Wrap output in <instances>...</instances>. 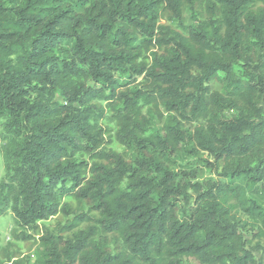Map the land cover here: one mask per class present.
<instances>
[{"label":"trees","instance_id":"obj_1","mask_svg":"<svg viewBox=\"0 0 264 264\" xmlns=\"http://www.w3.org/2000/svg\"><path fill=\"white\" fill-rule=\"evenodd\" d=\"M0 119V215L38 236L31 264H262L243 230L262 241L264 209L232 182H264V0H0ZM187 143L231 182H176Z\"/></svg>","mask_w":264,"mask_h":264},{"label":"rangeland","instance_id":"obj_2","mask_svg":"<svg viewBox=\"0 0 264 264\" xmlns=\"http://www.w3.org/2000/svg\"><path fill=\"white\" fill-rule=\"evenodd\" d=\"M186 23L192 22L190 11L186 12L185 15ZM235 73L240 75L242 68L239 66L235 67ZM220 77L224 74L220 73ZM210 86L213 89H219V83L217 81H211ZM104 104V102H102ZM143 113L149 120V131L158 132L162 134V125L167 114L163 115V118H158L148 106L143 107ZM4 120L0 119V181L5 175V158H4V146L9 139V133L6 131L4 126ZM100 125L113 132L114 125L109 119H101ZM147 133V134H148ZM107 145L119 152H124L129 158H136L137 154L131 150L126 149L122 145L118 144L114 139ZM159 153L157 152L156 155ZM164 164L168 170L174 173L176 182H182L183 184L205 186L208 183L213 182H231L230 179H226L220 174V167L217 166L211 156L206 152L195 150L192 143L183 144L179 150L174 154L165 155L163 158ZM247 178L233 179L232 186H240L243 188L242 202L243 206L250 208L252 206V199L255 200L256 204L264 209V182L258 183L257 188L259 192L254 196L249 193L247 185H245ZM189 193L193 192V188L188 189ZM176 205L182 209H186L185 200H177ZM192 202H190L191 206ZM240 216L242 219L247 220L250 224L256 221L252 220L249 216L248 210H240ZM66 215L58 213L57 215L51 216L46 220L40 221L39 224L49 228H56V224L61 222L64 224ZM249 225V224H248ZM255 230L249 228L243 230L244 236L248 240L249 247L253 250L254 257L257 262L264 264V239L257 242L252 234ZM22 233H27L30 238L24 240L21 236ZM37 235L33 231L26 230L18 226L14 220L13 214L7 210L3 215H0V264H11L14 259H10L13 254L18 255L22 264H31L37 258L36 253L38 249ZM184 264H197L193 259L184 261Z\"/></svg>","mask_w":264,"mask_h":264}]
</instances>
